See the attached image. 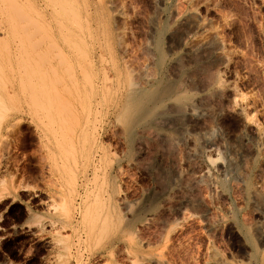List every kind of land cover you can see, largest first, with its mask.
I'll return each instance as SVG.
<instances>
[{
    "label": "rangeland",
    "instance_id": "rangeland-1",
    "mask_svg": "<svg viewBox=\"0 0 264 264\" xmlns=\"http://www.w3.org/2000/svg\"><path fill=\"white\" fill-rule=\"evenodd\" d=\"M0 264H264V0H0Z\"/></svg>",
    "mask_w": 264,
    "mask_h": 264
},
{
    "label": "bare ground",
    "instance_id": "bare-ground-1",
    "mask_svg": "<svg viewBox=\"0 0 264 264\" xmlns=\"http://www.w3.org/2000/svg\"><path fill=\"white\" fill-rule=\"evenodd\" d=\"M30 2H31V1H30ZM100 7H101V6H100ZM100 7H99V8H100ZM85 126H86V125H85ZM85 129H86V128H85ZM130 130H131V128H130ZM85 131H86V130H85ZM83 133H84V132H83ZM209 148H211V147H209ZM48 153H49V152H48ZM50 153H52V152L50 151ZM49 155H50V154H49ZM208 174H209V173H208ZM77 189H78V188H77Z\"/></svg>",
    "mask_w": 264,
    "mask_h": 264
}]
</instances>
